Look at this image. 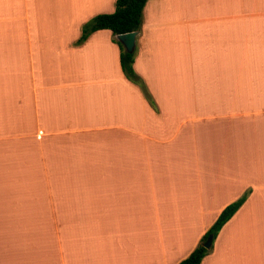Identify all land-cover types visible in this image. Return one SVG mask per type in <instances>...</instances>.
<instances>
[{"label":"crops","instance_id":"0c3cea01","mask_svg":"<svg viewBox=\"0 0 264 264\" xmlns=\"http://www.w3.org/2000/svg\"><path fill=\"white\" fill-rule=\"evenodd\" d=\"M116 2L0 0V264H179L244 195L201 264H264V0H148L154 105L79 43Z\"/></svg>","mask_w":264,"mask_h":264},{"label":"trees","instance_id":"16d2710c","mask_svg":"<svg viewBox=\"0 0 264 264\" xmlns=\"http://www.w3.org/2000/svg\"><path fill=\"white\" fill-rule=\"evenodd\" d=\"M147 1L148 0H117L114 12L98 14L84 24L79 43L85 41L91 33L97 30L110 29L115 35V41L118 43L121 50L120 62L123 73L131 82L137 84L141 88L148 101L154 105L155 102L144 80L134 68L136 49L133 52H128L124 45L116 38L119 34L141 31L143 11ZM245 199L246 195L229 204L221 212L214 225L206 232L202 239V243L179 264H201L203 258L210 252V249L205 247L204 242L207 241L210 235H213L214 239L217 237L223 225L235 214L244 203Z\"/></svg>","mask_w":264,"mask_h":264},{"label":"rangeland","instance_id":"374dc122","mask_svg":"<svg viewBox=\"0 0 264 264\" xmlns=\"http://www.w3.org/2000/svg\"><path fill=\"white\" fill-rule=\"evenodd\" d=\"M136 85H137V84H136ZM178 163H182V159H181L180 161H178V162H177V161H174V165H175V164H178ZM174 169L179 170V167H175ZM226 169H227V170H230L231 168H226ZM215 177H216V176H215ZM166 187H167V186H159V183H155V186H150V187H149V190H150V191H149V199H150V201L153 202V197H155L156 199H157L158 197L160 198V197L162 196V194H164L163 192L160 191V189H161L162 191H164V188H166ZM187 187L190 188V186H187ZM182 189L184 190V191H182L184 195H186V194L189 193V191H188L189 189H188V188H182ZM167 194H170V196H168V202H169L170 200H173L174 202H175V201L178 202L177 205L180 204L181 201L175 199L174 196L172 195V194H174V193L168 192ZM175 194H176V192H175ZM226 207H227V206H226ZM226 207H225V208H226ZM225 208H224V209H225ZM224 209H223V210H224ZM220 214H221V213H220ZM181 216H182V214H181ZM218 217H219V216H218ZM217 219H218V218H217ZM217 219H216V220H217ZM215 222H216V221H215ZM215 222H214V223H215ZM214 223H213V225H214ZM213 225H212V226H213ZM212 226H211V227H212ZM203 237H204V236H203ZM203 237H202V239H203ZM208 238H209V237H208ZM202 239H201V241H200L199 244L202 243ZM207 240H208V239H207ZM204 244H205V242H204Z\"/></svg>","mask_w":264,"mask_h":264},{"label":"water","instance_id":"95a60500","mask_svg":"<svg viewBox=\"0 0 264 264\" xmlns=\"http://www.w3.org/2000/svg\"><path fill=\"white\" fill-rule=\"evenodd\" d=\"M138 34H139L138 31L119 34L117 36V39L124 45L125 49L128 52H133L136 49ZM212 243H213V235H210L204 245L206 248H211Z\"/></svg>","mask_w":264,"mask_h":264}]
</instances>
